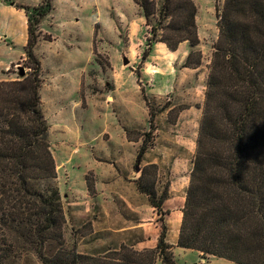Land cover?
Masks as SVG:
<instances>
[{
  "label": "trees",
  "instance_id": "trees-1",
  "mask_svg": "<svg viewBox=\"0 0 264 264\" xmlns=\"http://www.w3.org/2000/svg\"><path fill=\"white\" fill-rule=\"evenodd\" d=\"M133 1L149 27L148 45L161 41L174 50L183 41L198 44L193 0H160L156 9L153 0ZM17 6L27 17L23 53L32 72L0 81V243L8 245L4 231L25 235L42 264H154L157 259L174 264L164 224L156 246L142 251L120 245L113 255L95 256L63 246L65 216L53 184L55 163L40 107V64L34 54L36 28L51 11L52 0ZM216 16L218 40L176 245L197 250L202 258L264 264V0H224ZM193 54L189 51L186 66L199 65L191 60ZM144 149L139 148L137 161ZM144 174L143 168L137 188L160 213L165 198L155 199L152 187L142 184ZM36 182L41 187L34 186ZM51 240L58 247L46 256L43 248Z\"/></svg>",
  "mask_w": 264,
  "mask_h": 264
},
{
  "label": "rangeland",
  "instance_id": "rangeland-1",
  "mask_svg": "<svg viewBox=\"0 0 264 264\" xmlns=\"http://www.w3.org/2000/svg\"><path fill=\"white\" fill-rule=\"evenodd\" d=\"M153 1L156 9L160 0ZM193 1L196 5L198 44L191 45L190 42L183 41L174 50L166 44L160 49L154 45L161 41L148 45L146 40L150 37L148 26L143 28L144 35L136 41L139 44L131 50L126 46L129 37L127 26L123 23L120 25L117 23L120 33L115 37L98 36L101 25L99 22L92 23L91 19L94 15L92 11H84L73 16L71 11H66L62 7L55 16L51 11L45 15L36 28L38 39L34 54L40 64L39 92L41 87L46 88L54 81L56 75L53 74L57 66L61 67L60 74L64 75V78L68 77L64 67L72 61L70 53L69 55L66 52L57 53V47H67V44L76 41V38L82 44L88 39L93 43V49L87 53L85 63L87 65L88 62V66L86 73L84 71V78L79 83L78 78H75V82L70 83L68 87V93L73 91L71 99H65L63 96L62 89L66 87L63 86L64 80L56 78L59 92L62 94L58 107L64 104H67L65 107H73L75 118L81 120L79 129L73 127L64 133L72 134L79 130L82 135H87L88 143L82 154L87 160L93 157L99 158L97 147L105 143L104 140L106 143L111 142L110 134L113 139H117L121 127L118 128L116 125H124L125 122L121 119L131 117L132 126L124 127L126 138L131 140L133 147H137L138 150L142 146L145 149L142 160L133 162L129 167V173H134L136 168L138 170L144 168L142 184H145L146 188L152 187L155 199L165 198L160 213L158 212L159 216L156 217L158 227L163 224L161 222L169 210L185 198L202 116L209 65L218 40L216 8H221L224 3V0ZM11 3L21 5L14 0H11ZM139 11L142 15L141 9ZM110 16L114 19L113 14ZM76 18L79 20L78 24ZM154 18L156 15L151 16L152 22ZM54 21L56 23H53ZM117 42L121 45L119 46ZM22 50L19 44L12 47L0 42V81L20 79L21 71L23 76L32 72V64ZM192 50L194 54L190 57L191 60L199 61L196 67L185 65L186 57ZM60 54L64 56L54 61ZM79 54L84 56L83 51ZM82 56L77 60L84 63ZM5 64H7L6 69H4ZM52 102L43 97V102L40 99V107L47 123L46 113L52 112L49 114L50 123L55 129H60L65 125L64 121L68 120V115L54 114ZM42 103L48 105L44 106ZM125 111L130 112L131 115L125 117ZM117 113L122 115L119 116ZM105 124H110L111 132ZM60 133L63 134V132H50L48 123V142L52 156L59 155L57 152L60 150L59 140L62 137H57ZM72 163L77 162L73 160ZM86 176L89 192H92V173L88 171ZM57 182V179L53 180L56 186ZM33 184L36 186L37 182ZM37 186L41 187L40 184ZM125 189L130 188L125 187ZM167 198L170 200L165 202ZM148 199L144 194L90 198L88 195L63 196L61 192L60 203L65 216L62 226L63 246L67 250L74 249L79 253L95 256L113 255V251L118 250L120 245L137 250L133 245L141 239L142 230L130 227L135 224L136 216L134 211L130 210L128 202L136 200L150 204ZM75 202L77 204H73ZM102 203L105 206L111 205L112 209L116 207L117 210L110 211L109 217L105 218L101 211ZM120 205L127 207L119 208ZM76 206L80 207V211H84L83 208L88 206V211L75 212ZM118 228L125 229L113 231ZM4 233L8 245L4 246L0 243L3 247L0 249V264H42L36 256L35 245L29 242L25 235L13 231H4ZM57 247L56 242L51 240L43 248L44 255H54ZM172 258L174 264H236L218 257L202 260L195 250H177ZM160 262L154 264H161Z\"/></svg>",
  "mask_w": 264,
  "mask_h": 264
},
{
  "label": "crops",
  "instance_id": "crops-1",
  "mask_svg": "<svg viewBox=\"0 0 264 264\" xmlns=\"http://www.w3.org/2000/svg\"><path fill=\"white\" fill-rule=\"evenodd\" d=\"M40 1L41 0H14L15 3L27 6H36L40 3ZM62 7L66 9V11H71L73 16H75V14L77 13L81 14L84 11H92L94 15L91 21L92 23L99 22V24L101 25L98 31V36L100 35L101 37H115L120 33L117 27V23L119 25L120 23H123L127 26V35L129 37L128 43L126 44L127 49L131 50L135 47V45H138L139 43L136 41H139V38L144 35L143 28L146 26L145 20L144 17L140 14V7L133 0H52L51 14L55 16L59 9ZM110 14L114 15V19L111 18ZM75 21H78L77 24L79 23V20L77 18L75 19ZM53 23H56V21H54ZM26 39L27 17L24 9L18 7L15 4L13 5L11 2L9 3V0H0V42L5 43L6 46L9 45L12 47H15L19 44L24 50ZM76 39V41H72L70 42V44H67V47H57L56 51L57 53L66 52L68 55L70 53L69 56L72 61L68 62L66 64L67 66L64 67L65 71L68 72V77L64 78V75L60 74L61 67L57 66L53 74L54 76L56 75L54 81L46 88L41 87L42 89L40 90V99L42 102L43 97L51 100V102L53 101L52 111L54 114L60 113L68 115V120L64 121L65 125L60 129H55V127H52L50 123L49 114H51L52 112L46 113L43 110L44 113H46V117L48 118L49 131H53L56 133L63 132V134H58L57 137H62V139L59 140L60 150L59 152H57V154L59 153V155L57 157L53 156L56 171L55 179H57L58 181L57 186L59 193L62 192L63 196L88 195L90 198L92 196L98 198L143 195L144 193L140 192L136 185V180L140 176L141 169L138 170L136 168L134 170V173H129V167L133 162L137 161L138 155L137 147H133L132 141L126 138L125 135L126 133L124 127L132 126L133 119L131 117L121 119L122 122H125L124 125H116V127L118 128L121 127V132L117 139H113L114 137H112V134H110L109 139L112 143H106V141L104 140L105 143L97 147L99 158L93 157L87 160L84 157V154H82L84 153L83 149L85 148V145H87L88 143L87 135H82L79 130H76V132H72V134L67 133L65 135L64 133V131H68L73 127L79 129V121L81 120L75 118L76 115L73 107H65V105L67 104L58 107V101L62 94H60L59 92L57 86L58 79L56 78L59 77L60 79L64 80L65 85L63 86L66 87L62 89L64 93L63 96H65V99H71V94L73 93V91L68 93V87L70 83L75 82V78H78V83L84 78V71L86 73V68L88 66V62L87 65L85 63L87 53L91 49H93V43H91L89 39L85 42V44L80 43L78 38ZM19 41H21V43H19ZM117 43L119 44V46L121 45L120 42ZM154 45L158 46V48L160 49L165 46V43L157 42ZM81 51L84 52V56L79 54ZM63 56L64 55L61 54L58 55L54 59V61H56V59L58 61ZM79 56L84 57V63H81L77 60L79 59ZM7 64L4 65V69H6ZM79 76H81L80 80ZM48 103H50V101H48ZM48 103L42 104L45 106L48 105ZM104 115H107V113H104ZM117 115L121 116L122 114L117 113ZM130 115V112L125 111V117ZM100 120L102 121L103 119L101 118ZM105 125L110 128L111 132L110 124ZM143 155L144 154H142V156ZM59 159L63 161H60ZM140 159L142 160V158ZM73 160H76L77 163L73 164ZM88 171L92 173V192H89L90 189L87 185L86 175ZM125 187L130 189H125ZM168 200H170V198H167L165 202H168ZM183 203L184 199L181 200L176 207L169 210L167 216L161 222L165 225L166 230L164 240L167 244L170 245L169 250L172 252L173 256L177 250H194L190 248H182L176 245L182 218ZM73 204H77V202ZM123 206L127 207V205H120L119 208ZM128 206L130 210L134 211L136 216L135 224L130 227L140 228L142 230V237L140 240L135 242V244L133 245L134 248L137 250L154 248L157 244L158 237L161 232V226L158 227V222L156 219V217L159 216L157 210L147 202H137L136 200H134L133 202H128ZM79 209L80 207L76 206L75 212H87L88 206H86V208H83L84 211H80ZM113 210L115 211L117 210V208L113 207L112 209L111 205L105 206L103 205V203L101 204V211L103 212V216L105 218H108L110 215V211ZM122 229L125 228L113 229V231ZM195 251L200 254V258L203 260V258L201 257V252L197 250ZM209 257L214 256H207L206 258ZM156 262H160V260L157 259Z\"/></svg>",
  "mask_w": 264,
  "mask_h": 264
},
{
  "label": "water",
  "instance_id": "water-1",
  "mask_svg": "<svg viewBox=\"0 0 264 264\" xmlns=\"http://www.w3.org/2000/svg\"><path fill=\"white\" fill-rule=\"evenodd\" d=\"M20 75H23V71L20 72Z\"/></svg>",
  "mask_w": 264,
  "mask_h": 264
}]
</instances>
